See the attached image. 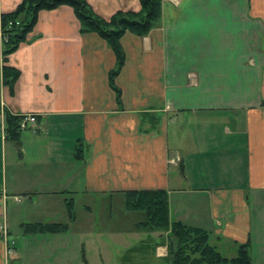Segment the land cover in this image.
Instances as JSON below:
<instances>
[{"label":"crops","instance_id":"obj_1","mask_svg":"<svg viewBox=\"0 0 264 264\" xmlns=\"http://www.w3.org/2000/svg\"><path fill=\"white\" fill-rule=\"evenodd\" d=\"M21 1L0 0V15ZM86 2L106 20L140 10ZM120 44L121 109L108 85L114 54L80 34L69 7L40 12L8 57L20 76L12 95L0 92V223L13 243L9 252L0 238V264H114L133 235L163 264L166 233L97 205L143 190L165 191L169 222L208 232L223 256L247 244L251 264H264V0H163L157 26ZM5 112L36 118L18 147L4 138ZM37 223L68 229L23 235Z\"/></svg>","mask_w":264,"mask_h":264},{"label":"trees","instance_id":"obj_2","mask_svg":"<svg viewBox=\"0 0 264 264\" xmlns=\"http://www.w3.org/2000/svg\"><path fill=\"white\" fill-rule=\"evenodd\" d=\"M163 0H138V12L118 11L109 19L96 15L86 0H22L13 12L0 15L2 39L0 40V92L7 88L12 95L20 73L8 65V57L20 44L26 42L33 31L38 14L53 11L60 7L72 9L79 23L80 34H96L110 48L116 59L115 68L108 73V85L115 94V101L121 109V91L115 85L125 63V55L120 40L130 33L145 37L160 20ZM1 113V106H0ZM23 116L4 113V138L16 145L20 144V122ZM80 153L76 148V157ZM124 208L127 212L143 213L144 220L135 224L138 232L166 233L167 255L163 264H251L248 245H238L232 258L223 256L209 243L208 232L187 226L181 222H169L168 199L163 190L127 191L123 193ZM68 222L75 219L72 202L66 203ZM68 229V224H25L23 235L57 234ZM149 247V246H147Z\"/></svg>","mask_w":264,"mask_h":264},{"label":"rangeland","instance_id":"obj_3","mask_svg":"<svg viewBox=\"0 0 264 264\" xmlns=\"http://www.w3.org/2000/svg\"><path fill=\"white\" fill-rule=\"evenodd\" d=\"M122 204H123V200H117L112 204H110L109 202L97 203V205L99 206V209H100V207H102L101 211H105V214L107 217L109 216L110 212H112V213H114V215H113L114 218L117 217V214H120V213L124 214L125 212H127ZM76 205H77L76 206V211H77V209H79L80 206L86 205V203L81 202V203H78ZM110 206H113V209L111 211L109 210ZM97 213H96V215H94L95 218L98 216ZM130 213L132 214L131 215L132 216V222L134 225L144 220L143 213H139V212H135V213L130 212ZM111 216H112V214H111ZM125 220H126L125 218H120L119 222L124 224ZM98 221L101 222L100 220H98ZM13 233L17 234L18 232L15 231ZM119 237L120 236L117 235L116 239H119ZM142 237H143V235H142ZM129 242H130V245L136 246L135 249L128 252V253H126V252L121 253V251H119V249H118L120 255L117 258L118 259L117 262H115L114 264H121V262H125L124 259L127 260L125 264H160L157 260H154L153 253L150 251V248L147 247L148 242L147 243L146 242H143V243L140 242L139 243V239H137V237L135 235H133L132 240H129Z\"/></svg>","mask_w":264,"mask_h":264},{"label":"built area","instance_id":"obj_4","mask_svg":"<svg viewBox=\"0 0 264 264\" xmlns=\"http://www.w3.org/2000/svg\"><path fill=\"white\" fill-rule=\"evenodd\" d=\"M2 39V34H1V27H0V40ZM36 124V118L35 116H23V119L20 122V129L25 130L28 125H33ZM0 238L6 245V248H8L9 252H12L13 250L11 249L13 246V243L9 241V229L8 225L5 221L0 223Z\"/></svg>","mask_w":264,"mask_h":264}]
</instances>
